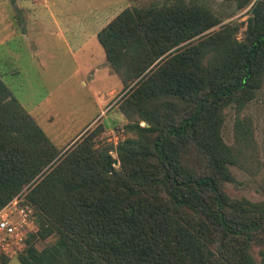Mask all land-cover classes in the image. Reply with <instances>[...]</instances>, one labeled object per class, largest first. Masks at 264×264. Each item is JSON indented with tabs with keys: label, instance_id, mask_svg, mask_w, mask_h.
<instances>
[{
	"label": "trees",
	"instance_id": "obj_1",
	"mask_svg": "<svg viewBox=\"0 0 264 264\" xmlns=\"http://www.w3.org/2000/svg\"><path fill=\"white\" fill-rule=\"evenodd\" d=\"M234 1L249 16L216 31L204 6L175 1L124 9L96 33L134 135L115 147L94 145L97 126L59 155L0 80V207L23 191L36 226L16 264H254L253 248L264 264V204L224 190L240 152L223 111L238 114L264 77V0Z\"/></svg>",
	"mask_w": 264,
	"mask_h": 264
},
{
	"label": "rangeland",
	"instance_id": "obj_2",
	"mask_svg": "<svg viewBox=\"0 0 264 264\" xmlns=\"http://www.w3.org/2000/svg\"><path fill=\"white\" fill-rule=\"evenodd\" d=\"M175 1L195 3L212 12L219 24L209 32L225 24H244L249 16V6L238 9L234 0H0V80L26 111L36 115L41 130L59 155L97 126L103 130L93 138L96 147H115L134 135L123 129L126 121L117 110L124 93L117 77L108 70L109 75L101 72L96 76V86L90 84L80 63L67 54L60 35L64 30L57 26L64 23L66 32L73 33L80 28L85 13L101 24L127 8L159 7ZM93 22L89 20V25ZM243 31L244 25L238 30V39ZM100 56L97 61H104ZM90 63H95L94 52ZM93 86L105 89L104 93L111 88L112 92L102 94L97 101L90 92ZM100 109L102 114L92 120ZM223 117L222 139L240 152L237 165L229 168L234 182L226 183L224 190L231 198L264 204V77L255 96L238 114L228 107ZM236 120L241 122L245 134L235 130ZM110 154L115 158L114 152ZM20 199L24 200L23 194ZM54 241V236H50L34 246L41 250ZM258 250H251L254 264H263ZM8 264H16V260L12 258Z\"/></svg>",
	"mask_w": 264,
	"mask_h": 264
},
{
	"label": "crops",
	"instance_id": "obj_3",
	"mask_svg": "<svg viewBox=\"0 0 264 264\" xmlns=\"http://www.w3.org/2000/svg\"><path fill=\"white\" fill-rule=\"evenodd\" d=\"M52 4V2H50ZM50 6V5H49ZM87 12V9H86ZM89 20H93L94 24L92 26L89 25ZM109 21V20H108ZM102 22L101 24H98V20L94 18L93 15L89 13H85V18L84 20L80 23V28L78 29L77 32H66L67 25L64 23H61L59 26H57V22H55V26L57 28H60L61 30H64L63 34H60L62 37V44L69 55L70 58L73 60L76 59L84 72V77L85 79L87 78L88 82L90 84H94L97 82L98 77L101 72L105 75H109L108 69L106 67L105 61H97L98 55L99 58L101 59V54L103 55V52L100 48L98 50V44L95 39L96 33L108 22ZM66 32V33H65ZM96 44L98 46H96ZM85 52L84 56L83 53ZM87 52V53H86ZM94 52V57H95V63H90L92 53ZM96 54V55H95ZM104 59V56H103ZM82 72V73H83ZM85 85V83H84ZM118 85V84H117ZM90 89L91 94L95 97L97 101H99L98 97L101 96L102 94L112 92L111 88L106 89L107 91L104 93L105 89L101 88L102 90H98L97 88ZM18 101V100H17ZM19 102V101H18ZM20 104V103H19ZM95 107L97 108L96 102H94ZM20 106L25 110V108L20 104ZM102 109L98 110L99 113L92 119L98 118L102 113ZM26 111V110H25ZM31 117L34 119V121L37 123V125L40 127L39 123L37 122V117L34 113H30V111H26ZM91 120V121H92ZM90 124V123H89ZM85 126L84 130L89 126ZM81 130L79 131L78 134H80Z\"/></svg>",
	"mask_w": 264,
	"mask_h": 264
},
{
	"label": "built area",
	"instance_id": "obj_4",
	"mask_svg": "<svg viewBox=\"0 0 264 264\" xmlns=\"http://www.w3.org/2000/svg\"><path fill=\"white\" fill-rule=\"evenodd\" d=\"M16 195L0 207V257L15 258L36 232L33 209Z\"/></svg>",
	"mask_w": 264,
	"mask_h": 264
},
{
	"label": "water",
	"instance_id": "obj_5",
	"mask_svg": "<svg viewBox=\"0 0 264 264\" xmlns=\"http://www.w3.org/2000/svg\"><path fill=\"white\" fill-rule=\"evenodd\" d=\"M145 127H147V125H144ZM117 165V161H114L113 162V166H116Z\"/></svg>",
	"mask_w": 264,
	"mask_h": 264
}]
</instances>
